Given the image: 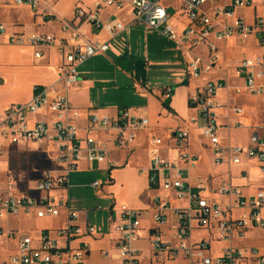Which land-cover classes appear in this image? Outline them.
Listing matches in <instances>:
<instances>
[{"label":"built area","instance_id":"built-area-1","mask_svg":"<svg viewBox=\"0 0 264 264\" xmlns=\"http://www.w3.org/2000/svg\"><path fill=\"white\" fill-rule=\"evenodd\" d=\"M264 4V0H263ZM28 7L36 20L43 23L57 22L64 35L41 31L9 30L0 21V38L5 43L31 47L34 61L46 59L45 49L59 52L57 80L51 84H38L31 99L25 103H11L0 110V160L8 152V160L17 151V146L30 143L45 146L46 158L52 157L50 168L43 169L35 184L20 189L21 175L9 168L0 170V220L24 216L37 219H55L65 216V223L56 228H39L31 232L6 229L0 225V238L15 241V249L7 256H0V264H86L90 246L79 242L84 236H93L96 226L89 220L83 227L79 223V210L70 203V174L80 162L107 164L110 170L112 146L129 148L140 132L150 127L148 114L138 108H122L114 115L100 114L96 110H82L71 106L68 90L82 81L80 67L88 59L110 50L111 41L136 24L153 30L173 42L186 58L190 80L199 81L188 103L199 111L203 120L202 138L214 153L215 163L225 161L241 164L244 159L257 160L264 176V137L258 133L250 136L247 145L223 146L219 134L221 125L215 112L216 96L228 88V75L217 79L207 78L220 69L222 56L219 44L223 41L255 38L264 42V16H255L249 22L240 11L254 9L255 0H96L93 7L76 6L72 19L56 15L47 6L46 0H0V6ZM131 8V20H104L103 9ZM87 23L95 33L105 31L108 40L85 39L81 25ZM205 48V56L198 51ZM235 77L243 81L246 92L264 96V52L252 57H243L233 66ZM3 79L0 77V82ZM242 88L237 87V91ZM174 88H163L160 95L170 99ZM238 114L242 108L234 107ZM196 118L191 122L195 123ZM236 126H242L237 123ZM230 128V127H228ZM191 138L188 127H178L168 136L171 147L179 158H187L186 145ZM165 139L151 134L148 139L150 157L148 177L153 189L173 193L187 204L173 208L170 200L155 197L153 204L154 223L158 226L169 220V212L177 218L176 243L162 238L159 226L150 233L154 257L157 262L181 257L189 264H264V251L256 247H238L230 242L242 238L252 228H264V188L247 197L238 186L221 185L217 192L226 200L220 201L205 193L203 187L194 189L183 177L178 163L163 154ZM95 180L91 186L102 190L110 186ZM113 199L109 208L111 222L119 233L118 256L121 264H141L139 250L134 244L141 238L142 210L121 204L116 214L117 202ZM102 210L101 204L97 205ZM196 230H206L208 235L198 241L192 240ZM225 242L217 252L212 241ZM105 257L109 256L104 251Z\"/></svg>","mask_w":264,"mask_h":264},{"label":"crops","instance_id":"crops-1","mask_svg":"<svg viewBox=\"0 0 264 264\" xmlns=\"http://www.w3.org/2000/svg\"><path fill=\"white\" fill-rule=\"evenodd\" d=\"M96 0H46L47 6H49L52 11L58 15L61 18L64 19H72L74 16V10L76 6H84V7H93L95 5ZM255 6L256 8L247 9L251 10L250 16L246 19L247 21L251 22L255 16H264V4L263 0H255ZM1 7H14V8H25L30 12V15L32 16V19L35 23H37V26H51L53 27L52 31H47V33H53L56 35V37H61L64 35L63 30L61 29L60 24L57 22H46L43 23L40 20H35L33 17L32 11L28 7H18L14 5H6ZM245 11V10H242ZM131 8L125 7L121 10H116L114 8H108L103 9L101 11V16L104 20H111V19H118L122 22H129L131 20ZM243 15V14H242ZM18 20V19H17ZM2 21V20H0ZM20 21V20H19ZM22 23V21H21ZM24 26V25H21ZM140 27H143L146 34L149 33H157L153 30L147 29L144 26L138 25ZM81 30L85 33L84 38L89 40H108L109 34L105 31H102L100 33H95L92 31L91 26L87 23H83L81 26ZM136 27V24L132 25L128 31L121 34L119 37L111 41V47L108 51L111 55L115 57H119V49L121 47V42L119 38L123 36L124 34H131V30ZM9 28V27H8ZM9 30H13L10 29ZM20 31H26L23 29H20ZM30 31H39L37 29L31 28ZM43 32V31H41ZM160 37H162L167 43L173 44L177 49H179L173 42L165 38L164 36L157 33ZM258 46H262L261 49L255 54H262L264 52V42L263 44H258L257 40L255 39ZM0 44L9 45L4 42H0ZM16 46H12V48H15ZM19 47V46H17ZM33 58H34V51L33 48L29 47ZM166 50H164L163 54L166 57L162 61H151L152 66L156 65H168V66H175L180 67L182 66V72L181 71H175L173 74L176 77L173 84L175 85L174 91L172 93V96L169 99V105L171 110L166 109L163 106V101L160 98V89H141V92L139 94L143 97V100L141 101L142 104L139 107H132V108H140L142 111L146 112L149 116V118H152V122L156 126L155 128H161L162 133H167L168 136L171 132L176 130L177 128L171 129L169 132L167 131V128L160 124V120H164L166 117H177L182 120V104H184V107H186V110L191 109L193 111H197L196 115H192L190 118L184 120V126L188 127L191 131V138L189 142L186 145L185 151L188 154L187 158H179L176 154V152L170 148L171 143L167 139H165V144L163 145V154L164 156L171 160L178 163V166L181 169L182 175L185 178V180L194 188L198 189L203 187L205 189V193L212 196L213 198L217 199L222 203L223 206L226 204V200L219 195L217 192L218 188L223 184H231L234 186H238L245 196L250 197L253 196L260 188H264V176L262 175V172L260 170V166L257 160L254 159H244V161L241 164H230L229 162L225 161L224 163L218 165L215 163L214 160V153L212 148L209 146V144L202 138V132H201V125L203 123V120L200 116V113L198 110H195L194 108L187 106L188 100L190 95L194 92L196 86L199 84L192 82L193 80H190L188 73H187V66H186V58L183 54V52L180 51V58L173 59L174 55L168 51V48L164 46ZM46 55L48 56L46 59H50L53 57V63H48L46 67L52 71V76L50 78L42 77V81L34 80L30 82L29 85V94L26 98V100L22 102L17 103H25L28 102L33 94V89L38 84H51L54 83L58 76H57V66L60 63V55L59 52L54 49H45ZM101 54L103 56H107V53ZM147 57L150 56L148 52H146ZM254 55V54H253ZM254 55V56H255ZM169 56L171 59H168ZM108 57V56H107ZM0 58H3V53H0ZM222 64H224L225 60L222 56ZM45 60V59H44ZM43 61V60H42ZM40 63V62H35ZM236 64V62H235ZM233 67V66H232ZM223 73H217L221 74L220 76H217V78L222 77L224 75H228V79L233 77L240 81V85H236L235 88L231 87L228 84V88L222 89L221 91H230L231 89L237 94H247L254 98H259L264 102V96H254L243 90L244 85L243 81L235 77L234 71L232 70V75H230L231 72H228L226 74L225 68ZM222 69V70H223ZM221 70V66L220 69ZM94 72L90 70L81 71L80 70V76L82 77V81L70 88L68 90V98L69 95H72L74 99L76 100V97H82L85 99L84 103L75 102L74 104L71 103V100H69L70 104L74 108H79L84 110H96L100 114H108L111 116L116 115L119 110L122 108L120 107H103L100 105L101 103H94V99L92 98V91L97 88V84L100 80L95 79V77H89L90 75H93ZM213 75V74H212ZM1 77V76H0ZM3 79V78H2ZM213 79V78H212ZM6 87L5 82H2L0 84V89H3ZM237 87L242 88V90L237 91ZM231 90V91H232ZM147 91V92H146ZM219 91V92H221ZM218 92L216 96V100L220 98L221 94ZM227 95V94H226ZM155 97H158L159 100H156ZM70 99V98H69ZM99 102V101H98ZM8 102L2 101L0 102V110L5 109L10 104ZM226 107L228 111L235 115V116H243L245 113V106H241L238 104H233L232 106L230 104H223L216 102V107ZM215 107V112L217 111V108ZM234 107L242 108L243 112L241 114H238L234 111ZM126 108V107H125ZM155 115L156 120H155ZM217 115V114H216ZM192 118H196L197 121L195 123L191 122ZM155 122H154V121ZM218 120V119H217ZM151 121V119H150ZM242 123L241 120L235 119L234 124H229L227 122H218L221 127L219 130V134L222 138V144L223 146L230 145H247L249 142L250 136L253 133H258L260 136L264 137V121L262 123H251L249 120L245 119V124H248V127L251 132L249 135L248 142L246 144H236L232 142L231 140H227L226 131L233 130V125H236L237 123ZM243 124V123H242ZM244 124V125H245ZM151 127V122H150ZM147 128L146 130H143L139 133L137 141L131 145L129 148H116L112 146L111 154H110V163L111 168L110 170L107 169V164H94L90 165L88 162L82 161L80 162L78 168L73 172H89L92 173L94 176H96L95 180H100L102 182H106L110 176L111 178V184L110 186H105L102 190H96L95 196L102 201L101 206L102 210H96L100 215H94V218H90L88 216V211L84 209H80L78 207H75L79 210V223L84 227L86 225L87 220L91 221L96 226V233L93 236H84L79 241L75 242L74 245H78L79 242H86L90 246L89 252L86 254V264H121L119 256H118V237L119 233L115 229V225L111 222V213L109 211V208L111 207L112 203L114 202L111 198H106L105 194H110L111 197L115 198V201L117 202V205L115 207L116 214H119V207L121 204H127L131 208L140 209L142 210V228L140 231L141 238L135 242L134 246L139 250V258L141 260V264H189L188 262L182 260L181 257H178L175 260H167L164 258V262H157L156 258L154 257V250L150 241V233L154 230V228H157L159 226L160 232L162 234L163 240L166 242H170L172 244L176 243L175 239V233H176V226H177V218L174 215L173 212H169V220L161 225H156L153 220V216L155 214V207L153 204V199L155 197H161L170 200L171 205L173 208H178L185 206L187 204L186 200H180L177 199L173 193L167 192L165 190H157L153 189L149 184V177H148V169H149V163H150V157L148 154V139L149 136L153 133V130L151 128ZM230 127V128H228ZM148 131V133H145ZM231 133V132H230ZM154 134V133H153ZM144 146L146 150V157H147V164L138 166L133 161L134 155H131L132 152H134L138 147ZM123 150L126 151L125 156L121 158H115V153L123 152ZM43 155V153H42ZM131 155V156H130ZM205 155H208L211 157L213 161V170H209L203 166L200 165V160H202ZM130 156L126 159V157ZM5 159V156H3L0 160L1 161ZM6 160V159H5ZM10 166L11 162L9 161ZM138 164V162H137ZM220 172L221 175L218 177V173ZM72 173V172H71ZM103 174L105 179H100L98 177L99 175ZM224 174L225 177H222ZM70 178V176H69ZM92 181V182H94ZM142 181H144V184H142ZM91 182V183H92ZM90 183V186H91ZM72 187V185H71ZM92 187V186H91ZM93 188V187H92ZM73 207V206H72ZM264 215V211H263ZM20 217V216H19ZM10 218H17L18 222H20L21 219L31 220V219H37V218H18L13 216L5 217L1 220L8 221ZM47 224L43 225L40 228H56L65 223V216L62 215L59 218L55 219H47ZM1 226H3L6 229H13L17 231H27L31 232L36 229L33 228H18L19 226H9L8 223L2 222L0 223ZM260 231H264V228H252L250 229L246 235L239 239H234L230 243L234 246L238 247H256L260 250L264 251V237L260 236L258 233ZM208 233L206 230H196L192 234V240L198 241L202 237L207 236ZM221 244V245H219ZM227 243L225 242H217L212 241V247L217 252L218 249H220L222 246H225ZM218 245V246H217ZM104 251L109 252V256L105 257L103 255ZM3 250L0 246V256L2 254ZM3 257V256H1Z\"/></svg>","mask_w":264,"mask_h":264},{"label":"rangeland","instance_id":"rangeland-1","mask_svg":"<svg viewBox=\"0 0 264 264\" xmlns=\"http://www.w3.org/2000/svg\"><path fill=\"white\" fill-rule=\"evenodd\" d=\"M240 12L248 18L251 10L247 11L246 9L245 11ZM0 20L13 30L23 29L30 31L31 28L43 32L53 30V27L51 26H37V23L33 21L30 12L25 8H6L0 6ZM119 40L121 42V47L118 53L120 54L118 55L119 57H115L108 52V57L103 55L94 56L88 59L80 67L81 71H93L94 74L89 77H95V79L100 80L97 84V88L92 91L94 103H101L100 105L103 107H139L143 100V97L139 94L141 89H160V91H162L163 88L167 86L175 87L173 82L176 77L173 73L175 71L182 72V66H152L150 63L151 61H162L164 58L166 59L163 54L164 50H166L164 46L174 55L173 59L181 60L179 49L173 44L167 43V41L157 33L146 34L143 27L138 25L131 30L130 35L124 34ZM0 42H4V38H0ZM12 46L16 45L0 44V53H3V58H0V76L3 78V81H1L0 84L2 82H5L6 84L5 88L0 89V102L5 101L8 102V104L26 100L29 94L30 82L34 80L42 81V77L50 78L52 76V71L48 69L46 65L48 63H53V57L49 60L45 59L40 63H35L29 47L16 46L15 48H12ZM261 47L262 46L257 45L255 38L253 37L248 40L234 39L232 41L221 42L218 51L219 54L224 57L225 62L221 65V70L217 73H223V68H225L226 74L231 72L230 75H232V66L235 65V62H238L245 56H254ZM198 51L201 53L203 52L202 54L205 56L204 47H199ZM146 52H148L150 56L147 57ZM167 57L168 59H171L169 56ZM212 74H205L204 76L216 79L217 76L221 75L216 73ZM192 82L197 84L200 83L196 80H193ZM226 83L233 88H235L236 85L241 84L239 80L233 77L229 78L225 84ZM231 90H223L219 92L221 96L216 102L221 103L222 101L223 104L226 105L228 103L231 106L233 104L245 106V113L243 116L237 117L231 114L226 107L217 106V119L219 123L227 122L229 124H234L235 119L241 120L243 123L242 126L233 125L232 131L227 130L225 132L227 135L226 138L228 141L231 140L236 144H246L251 130L246 127L248 124H245L244 120L247 119L251 123H262L264 121V102L259 98L251 97L245 93L237 94V92ZM69 98L72 104L79 101L84 103L85 101L82 95H80L79 98L76 97V100L72 95H69ZM155 98L156 100H159L158 97ZM160 98L164 100L161 95ZM187 106L190 105L188 104ZM196 114L197 111H193L192 109L191 111H187L184 104H182V120L177 117H166L164 120H160V124L166 127L169 132L174 128L185 127L184 120ZM156 116L157 115L154 117L155 120ZM150 119V128L153 130V133L155 135L160 134L163 138L167 139L168 134L162 133L160 127L155 128L156 126L152 122L151 117ZM145 133H148V131ZM16 150L17 151H15L10 157L11 169H13L16 174L21 175L22 183H20V189L25 190V184L26 186L30 183L34 185L36 182L35 179L39 177L40 172L43 169L51 167L49 163L52 161V157L46 158L45 155H42V150L47 152L45 146L33 143L17 146ZM125 153L126 151L123 150V152L115 153L114 157H124ZM8 155V152L5 151L4 156L6 160L3 159L1 161L0 170L9 168ZM131 155H134L133 161L136 165L140 166V164H147V154L143 145L138 147ZM130 156L126 157V159ZM200 165L211 171L214 168L213 161L208 155H205V157L200 160ZM216 174H218V177L221 176L219 175L221 174L220 172ZM222 175V177H225L224 174ZM98 177H100V179H105L103 174ZM95 178L96 176L89 172L77 171L70 174V183L72 185L70 188V203L73 207L76 206L80 209L87 210L90 218H94V215H100L96 210L97 205L102 203V201L95 196L96 190L90 186V183L94 181ZM142 184H144V181H142ZM18 218H23V216ZM2 222L8 223L9 226L18 225V228L23 229H39L47 224L48 221L47 219H21L20 222H18L17 218H10L8 221L0 220L1 224ZM258 234L264 237V231H260ZM0 246L3 250L1 256L5 257L15 249L16 244L13 239L3 236L0 238Z\"/></svg>","mask_w":264,"mask_h":264},{"label":"trees","instance_id":"trees-1","mask_svg":"<svg viewBox=\"0 0 264 264\" xmlns=\"http://www.w3.org/2000/svg\"><path fill=\"white\" fill-rule=\"evenodd\" d=\"M163 106L166 107L168 110H171L170 105H169V99H166L163 101Z\"/></svg>","mask_w":264,"mask_h":264}]
</instances>
